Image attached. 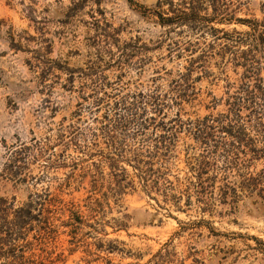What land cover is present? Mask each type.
I'll return each instance as SVG.
<instances>
[{"label": "rangeland", "instance_id": "374dc122", "mask_svg": "<svg viewBox=\"0 0 264 264\" xmlns=\"http://www.w3.org/2000/svg\"><path fill=\"white\" fill-rule=\"evenodd\" d=\"M157 1L0 0V197L9 207L8 219L25 216L18 209H26L30 195L53 192L72 202L83 221L70 232L71 226L61 223L69 217L65 211L55 221V237L43 244L33 238L36 228L29 229L24 239L16 241L30 242L25 255H39L44 264H264V199L257 196H244L234 207L217 203L211 211L183 212L164 204L160 196L157 203L134 193L116 200L109 197L108 206L91 211L100 194L90 190L87 180L65 186L72 162L91 166L100 158L99 149L114 153L118 147L133 149L147 142L141 123L149 116L159 120L156 105L135 99L134 94L155 87L165 90L166 71L174 72L177 63H183L168 57L167 47L189 40L198 47L194 56L201 50L212 56L203 67H196L193 75H203L194 83L197 98L184 105L181 117L209 113L219 117L211 131L220 147L213 151V142L203 146L188 137L184 140L194 145L193 153L210 161L208 174L216 175V185L237 180L248 170L258 173L264 187V158L251 164L246 161L249 154L240 152L238 161L227 162L222 115L229 111L226 122L231 118L243 125L261 147L264 87L250 101L233 97L245 68L234 67L231 61L224 65L231 54L224 56L223 39L216 38L224 31L248 30L224 17L264 19V0H160L164 3L158 9L164 12L175 4L187 12L198 6L199 18L173 24L169 31L155 24L153 17L141 15L145 8H155ZM159 42L160 49H145ZM250 47L245 42L238 48ZM217 52L223 53L222 61ZM252 54L250 61L255 60L253 65L264 77V49ZM247 79L251 86L257 83L254 76ZM228 94L232 101H242L241 110L224 103ZM173 95L170 92L162 101L164 120L176 111ZM259 121L263 125H257ZM183 159L180 154L172 168L180 178L187 170ZM29 225L34 221L25 227ZM1 229L5 241L0 244V262L17 227Z\"/></svg>", "mask_w": 264, "mask_h": 264}, {"label": "trees", "instance_id": "16d2710c", "mask_svg": "<svg viewBox=\"0 0 264 264\" xmlns=\"http://www.w3.org/2000/svg\"><path fill=\"white\" fill-rule=\"evenodd\" d=\"M163 1L158 0L154 7L145 8L141 15L145 17H153L154 23L160 27H168L171 25H181L185 22L199 18L197 14L198 6H194V10L189 12L178 7H168L164 12L159 10ZM171 4V3H170ZM202 19V17L200 18ZM210 22V20L203 18ZM210 19V18H209ZM224 21L230 23L244 24L248 27L245 32L231 30L224 31V35L216 37L223 39L222 52L224 56L229 53L231 56L227 62L231 61L234 67H244L240 76V82L237 90L234 91L237 96L235 99H243L245 102L253 98L255 91L261 92L264 87V77L261 74V68L253 65L255 54L261 48L264 49V19H246L235 18L234 15L224 17ZM214 31H223V29L212 28ZM135 38L133 41H137ZM250 44L248 49L239 50L241 44ZM196 43L189 40L179 44L174 42L173 45H168L167 56L175 59H182L183 63H177V68L166 71L169 77L167 88L162 91L159 87L148 93L134 94L135 99H147L156 105L155 112L159 120L153 116L146 117L141 123V129L144 134L147 132V142L134 147L133 149L117 148L114 153L103 152L99 149L100 158L90 165L79 166L78 162L70 164L71 169L67 176L65 186H68L72 181H78L83 184L87 180L90 190L93 193H99L100 196L94 198L92 205L89 207L91 211L108 206L109 197L119 199L126 194L143 193L148 198L155 200L158 203L157 197L160 196L164 204L171 203L175 209L187 212L191 208H196L201 212L211 211L212 207L219 204H230L234 207L236 203L244 196L248 198L259 197L264 199V187L260 184L258 173L253 174L251 171H242L240 178L233 181H225L223 185H216V175L208 174L210 161L202 153H193L194 145L187 143L184 138L188 137L195 144H203V146H213V151L220 147V142L215 139L214 133L211 131L213 123L219 120L212 114H205L201 117L182 118L181 111L184 105H192L197 98L194 83L202 79L203 75H193L196 67H203L208 56L207 50H201L200 54L194 56L198 47ZM162 44L159 42L154 47H146V50L160 49ZM237 47V48H235ZM207 53V54H206ZM223 53L219 54L222 61ZM179 65H181L179 67ZM179 67V68H178ZM52 70L48 68V72ZM203 74H208L203 72ZM254 76L255 82L252 86L247 78ZM245 78L247 80H245ZM72 81V77L68 78V82ZM241 90V91H240ZM170 92H174L172 97L173 105L176 106V111L170 118L164 120L167 114L164 112L163 100L166 99ZM240 92H244L240 95ZM251 93V94H250ZM232 95L228 94L224 103L228 105H236L237 110H241L242 101L236 102L231 100ZM206 108H209L206 106ZM230 110V109H229ZM186 114V113H184ZM224 115V143L227 145L225 156L227 162L232 164L239 159V153L248 155L247 162L251 164L260 158H264V138L262 139L261 147H257V138L248 136L244 126L237 124L233 119L229 118V111L222 113ZM239 116V113H237ZM105 118V115L103 116ZM126 120L120 121L122 125ZM257 125H263L262 122H257ZM149 130V131H145ZM180 154L184 156L185 166L187 170L180 178L172 173V168L180 159ZM126 164L131 168V173L127 171ZM237 164V163H236ZM104 166H107V171L104 172ZM246 168H248L246 166ZM172 177V178H171ZM61 188V186H60ZM61 189H59L60 191ZM6 199L0 197V244L5 241L2 236V226L17 227L15 237L12 243H9L7 248V256L0 264H44L43 259L34 253L25 255L27 245L18 244L16 241L24 239L25 232L29 229H35L33 238L38 244H43L48 239L55 237L57 226L55 221L59 220L61 215L66 211L69 215L66 221H62V225L71 226L70 232H74L80 224H83L81 216L75 210L72 202H65L59 193L43 192L35 197L29 196L24 203L25 210L19 208L18 211H24L25 216H17L8 219L9 207L4 205ZM256 202L255 200L253 201ZM96 207V208H95ZM36 210V214L31 215L30 211ZM26 214L29 215L26 218ZM34 221V225L25 226ZM201 221V220H200ZM193 224L200 222H192ZM28 248V247H27ZM53 261H51L52 264Z\"/></svg>", "mask_w": 264, "mask_h": 264}]
</instances>
